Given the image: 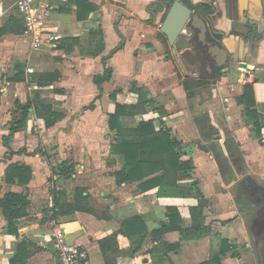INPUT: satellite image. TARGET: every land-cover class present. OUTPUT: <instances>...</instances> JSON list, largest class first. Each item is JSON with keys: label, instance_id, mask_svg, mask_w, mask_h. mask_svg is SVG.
<instances>
[{"label": "crops", "instance_id": "obj_1", "mask_svg": "<svg viewBox=\"0 0 264 264\" xmlns=\"http://www.w3.org/2000/svg\"><path fill=\"white\" fill-rule=\"evenodd\" d=\"M86 1L96 7L89 18L100 24L103 34L104 50L97 57L81 56L74 48L66 53L60 48V44L70 39H78L84 49L90 47L88 31L76 21L72 0H46L51 8L49 30L60 37L53 46L45 43L39 50H33L23 34L0 38V200L8 192H27V215L19 221L18 233L36 251L26 264H58L55 238L58 231L67 243L85 251L88 264H105L98 242L117 233L122 222L135 217L142 221L139 232H130L129 237L117 236L118 252L110 255L111 264L207 262L217 251L218 235L225 237L226 232L232 241L231 236H240L242 231L237 212L230 208L231 197L222 192L225 184L244 186L254 178L264 185L263 0H178L186 6H200L192 13L206 21L229 55L226 67L220 69V80H206L216 85L205 100L196 94L187 100L182 81L175 77L173 63L168 59L166 45L160 42L161 25L171 0ZM1 3L0 24L11 9L17 13L14 3L10 6L6 1ZM205 6L210 10L207 14L202 9ZM113 51L104 66L102 58ZM104 68L112 70L111 78L96 85L94 77ZM27 69L33 73L28 74ZM19 70L21 81H12ZM55 71L60 79L53 86L38 88L34 84L33 76ZM245 86H251L253 91L255 106L250 110L238 103ZM139 88L148 92L155 110L136 117V123L127 128L136 129L137 123L151 119L156 129L164 125L171 131L182 151L181 159L192 161V178L210 204L203 210L204 225L212 230L209 237L180 242L177 232L153 235L167 220V206L177 208L183 227H189V208L195 206V201L159 199L157 189L141 191L129 182H116L114 174L123 168V159L111 152L115 136L108 129V118L116 103L135 105ZM54 89L63 93L56 94ZM34 94L42 101L52 102L65 118L45 129L30 109L25 128L15 132L8 148L4 147L2 138L8 134L7 124L21 116L16 103L25 106ZM200 106L202 111L198 110ZM251 111L262 117L260 136L256 135ZM204 114L212 127L210 138L203 137L194 124ZM21 149L25 153L16 154ZM62 162L74 164L75 173L68 180L53 179L65 188L68 196L75 187L84 189L95 214L75 212L51 218L53 186L48 179L52 169ZM13 164L31 169L32 179L26 186L16 179L14 183H6V171ZM180 182L185 181L180 178ZM101 213L108 218H101ZM139 242L137 252L129 256ZM177 243L176 251L166 247ZM17 244L18 240L6 232L0 208V264H9ZM239 262L229 254L221 258V264Z\"/></svg>", "mask_w": 264, "mask_h": 264}, {"label": "trees", "instance_id": "obj_2", "mask_svg": "<svg viewBox=\"0 0 264 264\" xmlns=\"http://www.w3.org/2000/svg\"><path fill=\"white\" fill-rule=\"evenodd\" d=\"M6 1L8 5H12L15 0H0ZM173 0L169 1V6ZM75 6L76 21L80 22L82 28L88 31L90 37V47L84 49L80 46L78 39H70L60 44L66 53L71 52L74 48L81 56L97 57L104 50L103 34L100 24L90 20V14L96 9L94 5L86 0H72ZM192 11L197 10L200 6H188ZM5 9L7 7H4ZM204 14L210 10L208 7H202ZM188 30L190 38L186 41L187 46H182L180 43L176 45L177 50H183L184 58L193 59L201 64L202 70H208L210 73L199 74L200 80L192 81L187 78L183 79L182 87L186 94L187 100L195 97L194 90L207 84L206 80H216L219 77L220 69L214 70L204 59L202 51L198 45L194 34L193 24L190 23ZM23 34V22L17 15L14 9H11L8 17L0 24V38L4 36H20ZM160 42L167 46V40L163 35L159 36ZM119 48L116 49V51ZM111 52L107 57L102 58V64L105 66L108 59L114 54ZM19 69V67H18ZM15 75L11 80L20 82L22 71ZM112 75L110 68H104L103 72L94 77V83L99 85L102 82L109 81ZM60 79L58 72L43 73L33 76V82L38 88L53 86ZM56 94H62L59 89L53 90ZM138 101L135 105L125 106L116 103L115 111L108 118V129L114 134L115 140L111 146V152L123 159V168L114 174L117 184L129 182L134 184L139 190L147 191L157 189L156 196L159 199H193L195 206L189 208L191 217V225L183 227L182 218L175 207L167 206L166 222L160 225V228L153 231V235H163L169 232H177L180 237V242L190 240H201L209 237L212 234L210 226H205V216L203 210L207 209L210 204L207 199L201 194L199 184L192 178L193 163L189 160H182V151L179 148V143L172 138L171 131L164 125L158 129L154 127L153 120H144L137 123L136 129H128L129 124L136 123V117L143 116L154 112V102L149 99L148 92L145 89H136ZM115 97L112 95V99ZM238 103L250 110L254 107L253 91L251 86L244 87L243 95L238 99ZM16 110L21 112L20 119L9 122L8 134L3 136L2 142L4 147L8 148V142L15 132L25 128L28 121L29 110H33L36 119L43 122L45 129H50L65 118L64 113L57 111L55 106L50 101H42L39 96L35 95L28 100L25 106H20L16 103ZM253 115V124L257 136H260V131L263 126L260 115L251 111ZM195 126L205 138L212 136L210 120L207 114L196 118ZM203 151H206L202 148ZM9 154H14L8 151ZM25 153V149L19 150L16 154ZM41 154V153H40ZM75 166L72 163L62 162L51 171V177L48 179L52 183V207L51 218L72 215L75 212L95 214L89 206L87 196L84 195L85 190L75 187L68 196L65 188L57 185L58 179H71L75 173ZM180 178L185 182H180ZM17 180L20 185H27L32 179L31 169L27 166L13 164L6 171V183H14ZM29 205L27 192L11 193L8 192L0 200V208L6 221V232L13 235L17 240V249L15 255L9 261V264H26L27 259L36 251V248L25 238L20 237L18 233L19 221L24 218L27 213L26 209ZM103 219L108 218L104 213L100 214ZM142 225L139 217H135L128 221H124L120 225V230L98 242L100 252L105 264H111L110 255H115L117 251V236L122 234L129 237L130 234L138 233V227ZM131 232V233H130ZM218 243L217 251L207 262L202 264H221V258L229 254L230 258H238L235 253L237 248L227 236L221 237ZM143 237H140V242ZM139 243L130 251L129 256H133L138 248ZM168 250L176 251L179 248V243L167 245ZM33 249V250H31Z\"/></svg>", "mask_w": 264, "mask_h": 264}, {"label": "rangeland", "instance_id": "obj_3", "mask_svg": "<svg viewBox=\"0 0 264 264\" xmlns=\"http://www.w3.org/2000/svg\"><path fill=\"white\" fill-rule=\"evenodd\" d=\"M190 38V34L183 36L181 35L173 47L166 46L168 59L173 63L175 77L183 81L185 75H197L195 70L199 71V74L210 73L206 70H202V66L199 62L187 59V65L182 62V53L175 47L178 43L182 46H187L186 41ZM173 50L176 53H173ZM195 62V63H194ZM184 70V72L181 70ZM187 67V68H186ZM222 76V72L219 73V77L214 81H219ZM189 80L195 81L196 78H187ZM207 82V81H206ZM215 82H207V86L196 88L194 90L195 94L199 96L200 100H205L209 95L210 91L214 89ZM202 103V102H201ZM205 103V102H204ZM192 104H188L191 107ZM202 106L198 110L202 111ZM202 113V112H200ZM251 183V184H250ZM248 182L247 185H251L254 189H264V185L256 179L253 178L252 182ZM233 183L225 184L223 193L228 194L231 197L230 208L232 211L237 212V218L241 222V235L231 236V240L238 243L235 253L238 254L239 264H258L256 243L257 239L264 233V206L259 207V201L250 197L249 193L245 191L243 185H238L234 187ZM231 221V220H229ZM227 223V222H225ZM223 235L227 236L225 232Z\"/></svg>", "mask_w": 264, "mask_h": 264}, {"label": "built area", "instance_id": "obj_4", "mask_svg": "<svg viewBox=\"0 0 264 264\" xmlns=\"http://www.w3.org/2000/svg\"><path fill=\"white\" fill-rule=\"evenodd\" d=\"M14 7L23 20V36L30 40L33 50H39L45 43L53 46L60 40L49 30L51 8L46 0H16ZM185 28L181 35H188ZM32 74V69H27ZM58 264H88L85 251L78 246L67 243L61 231L55 232Z\"/></svg>", "mask_w": 264, "mask_h": 264}, {"label": "water", "instance_id": "obj_5", "mask_svg": "<svg viewBox=\"0 0 264 264\" xmlns=\"http://www.w3.org/2000/svg\"><path fill=\"white\" fill-rule=\"evenodd\" d=\"M193 24V31L198 44L204 51L210 66L216 69L225 68L229 55L223 44L216 40L210 33L206 21L200 16L192 13V10L178 0H174L170 5L161 25V33L167 40V45L173 47L181 32ZM173 53H176L175 51ZM181 70H184L181 67ZM185 78L200 79L199 75H185ZM58 262V256H56Z\"/></svg>", "mask_w": 264, "mask_h": 264}, {"label": "flooded vegetation", "instance_id": "obj_6", "mask_svg": "<svg viewBox=\"0 0 264 264\" xmlns=\"http://www.w3.org/2000/svg\"><path fill=\"white\" fill-rule=\"evenodd\" d=\"M263 3H264V0H263ZM211 35H212V33H211ZM212 36L216 39V37L214 35H212ZM199 47H200V49L202 51V55H203L205 61L209 64L204 51L202 50L200 45H199ZM182 56H183L182 57L183 64L187 65V59L188 58L187 57H186V59L184 58L183 52H182ZM191 60H193V59H191ZM228 61H229V59H228ZM194 73L199 75V71L198 70H195ZM243 188L245 189V191H247V193H249L250 197H253L255 200L259 201V207L264 206V192L263 191L254 189L251 185H249V184L247 185V183L243 186ZM256 252H257V258H258L257 259L258 260V264H264V233L257 239Z\"/></svg>", "mask_w": 264, "mask_h": 264}]
</instances>
